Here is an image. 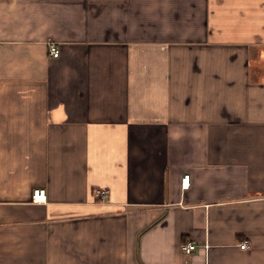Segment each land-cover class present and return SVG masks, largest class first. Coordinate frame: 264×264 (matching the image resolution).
<instances>
[{
    "label": "crops",
    "instance_id": "1",
    "mask_svg": "<svg viewBox=\"0 0 264 264\" xmlns=\"http://www.w3.org/2000/svg\"><path fill=\"white\" fill-rule=\"evenodd\" d=\"M0 264H264V0H0Z\"/></svg>",
    "mask_w": 264,
    "mask_h": 264
},
{
    "label": "built area",
    "instance_id": "2",
    "mask_svg": "<svg viewBox=\"0 0 264 264\" xmlns=\"http://www.w3.org/2000/svg\"><path fill=\"white\" fill-rule=\"evenodd\" d=\"M49 46V50H50V54L53 58H58L61 54V50L60 48L58 47V45L55 43V42H50L48 44ZM189 182H190V176L189 175H186L184 178H183V187H187L189 186ZM109 195V191L106 190V189H98L96 192H95V197L99 200H104L108 197ZM46 190L44 189H37L34 191V200L37 201V202H40V201H46ZM241 248L242 249H245L247 246H248V243L247 241H244L241 243ZM197 248V245L196 244H185L183 246V250L185 253L187 254H191L195 249Z\"/></svg>",
    "mask_w": 264,
    "mask_h": 264
}]
</instances>
